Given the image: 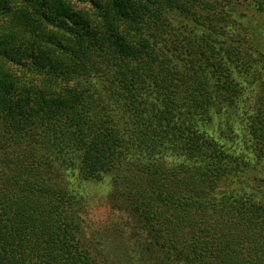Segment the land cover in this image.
<instances>
[{"label":"trees","instance_id":"trees-1","mask_svg":"<svg viewBox=\"0 0 264 264\" xmlns=\"http://www.w3.org/2000/svg\"><path fill=\"white\" fill-rule=\"evenodd\" d=\"M243 4L264 14V0H0V264H101L80 212L105 174L150 256L264 264V92L243 136L223 118L254 60L226 34Z\"/></svg>","mask_w":264,"mask_h":264},{"label":"rangeland","instance_id":"rangeland-1","mask_svg":"<svg viewBox=\"0 0 264 264\" xmlns=\"http://www.w3.org/2000/svg\"><path fill=\"white\" fill-rule=\"evenodd\" d=\"M226 34L236 37L237 47L254 59L252 67L242 74L235 73L242 88L241 101L235 106L227 107L223 112V118L235 115L234 121L243 136L247 123L250 122V108L257 104L264 92L261 85L264 83V14L253 10L247 4L236 6L227 21ZM258 164L257 176L262 180L264 188V155H260ZM82 188L87 199L80 212L81 243L98 263L177 264L159 251L150 256L144 249L148 243L143 236L133 237L129 232L128 212L120 200L112 199L114 187L111 174H105L100 180L85 182Z\"/></svg>","mask_w":264,"mask_h":264}]
</instances>
